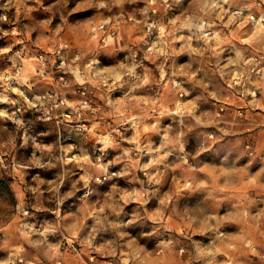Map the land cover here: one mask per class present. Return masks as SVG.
<instances>
[{"label":"rangeland","instance_id":"obj_1","mask_svg":"<svg viewBox=\"0 0 264 264\" xmlns=\"http://www.w3.org/2000/svg\"><path fill=\"white\" fill-rule=\"evenodd\" d=\"M212 3L0 0V264H264V0Z\"/></svg>","mask_w":264,"mask_h":264},{"label":"clouds","instance_id":"obj_2","mask_svg":"<svg viewBox=\"0 0 264 264\" xmlns=\"http://www.w3.org/2000/svg\"><path fill=\"white\" fill-rule=\"evenodd\" d=\"M181 2V0H177V3L179 4ZM228 0H219V2H217V0H213L212 3V8H217V7H221L222 4H227ZM101 7H103V5H101ZM239 13H237L238 15ZM104 23H107V21H105ZM185 27L188 28H192L193 25H185ZM195 27H197V30L200 32L204 31L205 28V24L204 23H200L199 25H196ZM109 41L106 40L105 44H108ZM88 68L93 70L91 72V75L89 77H81L79 75L78 72H73V75L76 76L77 80L82 79V78H91V79H100L103 81H107L108 79H112L114 76V72L110 71L108 68L104 67L102 65V61L98 58V56H93L88 64ZM123 75H128V76H132L134 75L133 72L129 71V72H125ZM116 83V80L113 79V84ZM112 85H110L111 87ZM68 104V101H63L62 105H57V107H61V106H66ZM81 107H86V105H81ZM77 112H79V109L76 110ZM2 114V113H0ZM78 118V117H77ZM17 123H21L20 121H17ZM103 139H107L106 137ZM107 146V145H106ZM206 147V146H205ZM212 155L215 157V161L214 163L222 166V167H234L238 162H242L241 160V156L239 155V150H233L230 149L226 146H220L219 148H217L215 150L214 153H212ZM185 163H189L187 161V159H185ZM261 165L260 161H257V166L259 167ZM37 167H43L42 164L39 163V161H37ZM189 167H192V164H189ZM197 170H198V162H197ZM185 188H190L191 185L189 184H185L184 185ZM206 195V193L202 192V191H186L183 195V199L185 201L184 206L186 208H191V209H199L200 213H206L211 211V206L207 203L204 202L203 197ZM197 197H201L200 199H197ZM166 211H169V209H165ZM150 219V218H149ZM192 220L194 223H199L200 219H199V215H193ZM133 221H121L120 224L115 225L116 227H123V228H128L133 226ZM139 227H145V224H139ZM161 227H167V225L161 224ZM21 227L27 228L29 227L28 224H24ZM34 227V226H32ZM45 231H49V229H45ZM151 231L152 233H156L158 235H164L163 233H157V228H156V223L154 222L151 226Z\"/></svg>","mask_w":264,"mask_h":264}]
</instances>
